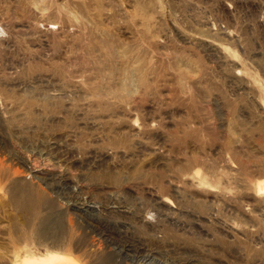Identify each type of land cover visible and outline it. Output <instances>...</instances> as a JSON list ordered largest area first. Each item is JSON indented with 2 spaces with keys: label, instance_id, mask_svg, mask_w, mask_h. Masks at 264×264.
<instances>
[{
  "label": "rangeland",
  "instance_id": "1",
  "mask_svg": "<svg viewBox=\"0 0 264 264\" xmlns=\"http://www.w3.org/2000/svg\"><path fill=\"white\" fill-rule=\"evenodd\" d=\"M262 181L264 0H0V264H264Z\"/></svg>",
  "mask_w": 264,
  "mask_h": 264
},
{
  "label": "bare ground",
  "instance_id": "2",
  "mask_svg": "<svg viewBox=\"0 0 264 264\" xmlns=\"http://www.w3.org/2000/svg\"><path fill=\"white\" fill-rule=\"evenodd\" d=\"M257 190L259 192H264V181L258 183ZM15 264H76V263L69 256H65L57 253H48L38 258H24L16 262Z\"/></svg>",
  "mask_w": 264,
  "mask_h": 264
}]
</instances>
